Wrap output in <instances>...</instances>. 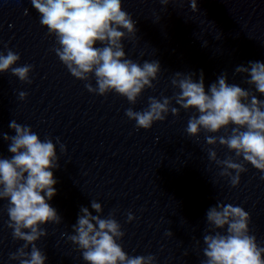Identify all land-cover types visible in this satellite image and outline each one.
Instances as JSON below:
<instances>
[{
    "label": "water",
    "instance_id": "1",
    "mask_svg": "<svg viewBox=\"0 0 264 264\" xmlns=\"http://www.w3.org/2000/svg\"><path fill=\"white\" fill-rule=\"evenodd\" d=\"M122 8L137 28L134 42L122 41L126 56L137 62L156 59L161 67L153 87L143 90L135 104L111 92L89 93L51 50L55 38L41 26L30 0H0V52L7 45L19 53V65H32L31 83L10 71L0 74V156L10 155L3 135H14L11 120L54 145L58 138L65 147L60 153L56 145V194L50 201L61 221L44 225L46 235L36 242L46 264H85L67 236L81 206L96 215L92 201L101 204L102 217L113 212L127 255L151 254L156 264H201L203 236L211 230L206 211L216 203L241 206L250 217L249 233L264 246V180L258 170L245 164L236 187L219 177L208 160L205 134L196 139L184 131L191 112L169 113L148 130L125 116L129 107L145 109L150 96L172 97L176 72L198 77L202 71L205 89L222 73L229 83L248 88L235 68L264 62V0H196L195 10L190 0L167 5L122 0ZM88 83L95 87L93 78ZM20 91L26 93L24 100L18 98ZM213 147L220 159L234 155L219 144ZM6 203L0 201V264H18L9 255L23 242L14 240L7 227ZM129 213L132 221H127Z\"/></svg>",
    "mask_w": 264,
    "mask_h": 264
},
{
    "label": "clouds",
    "instance_id": "2",
    "mask_svg": "<svg viewBox=\"0 0 264 264\" xmlns=\"http://www.w3.org/2000/svg\"><path fill=\"white\" fill-rule=\"evenodd\" d=\"M39 14L40 24L54 36L51 49L71 76L85 82L89 93L104 96L111 92L135 104L143 90L151 89L160 73L158 60L137 62L129 59L122 41L135 40L136 21L123 10L122 0H30ZM167 5L169 0H160ZM193 10L196 0H190ZM144 55L143 52L140 54ZM19 53L7 48L0 52V74L10 71L22 83H31L32 65H19ZM235 74L246 77L248 88L229 83L226 74L217 77L205 89L203 72H176L170 84L172 97L148 98L147 107L125 110V116L138 129L148 130L180 109L191 112L185 133L199 138L204 133L210 163L219 169L218 176L227 178L231 187L239 184L245 164L261 173L264 180V62L249 61L235 68ZM95 80V87L88 83ZM249 88L255 90L250 91ZM20 91L18 98L24 100ZM173 101L175 106H173ZM14 135H3L7 157L0 156V201H6V224L12 238L22 241L9 260L18 264H46L47 256L36 245L46 235V224H59L61 217L51 206L57 183L53 170L58 167L56 145L65 147L57 138L39 136L28 125L11 120ZM221 130L224 135H217ZM225 147L234 155L220 159L214 145ZM91 209L81 206L72 232L67 239L80 251L85 264H156L153 255H127L119 243L124 233L113 212L100 215L101 204L92 201ZM129 213L127 221H132ZM249 214L239 205L216 203L206 211L211 229L203 236L204 260L201 264H264V246H258L249 233ZM170 234V233H168Z\"/></svg>",
    "mask_w": 264,
    "mask_h": 264
}]
</instances>
